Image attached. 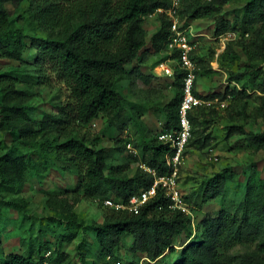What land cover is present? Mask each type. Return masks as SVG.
<instances>
[{"label": "trees", "instance_id": "obj_1", "mask_svg": "<svg viewBox=\"0 0 264 264\" xmlns=\"http://www.w3.org/2000/svg\"><path fill=\"white\" fill-rule=\"evenodd\" d=\"M175 1L0 0V59L13 60L36 71L28 76L0 73V132L16 134V142L25 145H36L39 138L55 135L46 140L42 151L46 154L51 149L57 159L67 162L66 169L77 173V186L72 200H55L50 206L71 224L76 219L74 206L81 201L101 197L103 204L106 199H113L129 206L133 197L149 190L157 178L170 172L166 156L171 149L159 140V135L145 144L150 151L146 162L148 171L128 176L125 166L110 167L114 153L122 150L121 140H117L116 148H110L101 146L102 139L98 136L89 138L75 133L99 118H106L110 125L120 130L126 129L120 82L131 73L128 66L145 51L150 48L160 51L169 43L173 21L168 12L174 9ZM231 1L181 0L179 13L189 20L215 19L217 36L230 31L240 34L238 40L229 44L227 53L237 46L250 62L263 60L264 0H250L243 15L232 21L222 15ZM24 5L39 26L48 32L45 37L29 38L33 58L23 55L28 37L21 29L11 27L12 17ZM157 12L161 28L149 41L143 24L146 17ZM51 75L68 87L69 101L58 107V114L36 122L27 105L29 91L20 90L16 85L31 82L46 85ZM184 77V72L175 74L178 93L166 106L165 127L161 133L179 128ZM244 77L245 74L232 76L237 81ZM255 79L260 80L257 86L262 93L260 108L248 112L245 106L238 114L232 112L234 122L244 116L264 124V77L257 75ZM231 95L236 105L250 98L247 90H234ZM229 134L245 135L252 146L264 149V131L247 134L243 128L232 126ZM36 165L37 161L29 154L0 156L1 185L11 189L24 182ZM261 165L264 159L252 165L243 183L228 170L208 180L197 204L199 208L210 199L231 195L235 199L206 222L200 240L181 250L177 264H264ZM108 194L112 197H106ZM92 229L97 258L83 264H121L119 258L123 251L132 257L131 264H139L141 259L160 264L168 255L177 252L184 235H192L193 220L190 214L174 207L172 198L159 186L156 195L141 206L139 213L107 207L104 222L94 224ZM74 237L66 235L55 244V249L49 243L25 240L23 252L2 253L0 264H63L66 258L61 252L63 241L70 242ZM241 249L244 251H239ZM84 257L82 254V259Z\"/></svg>", "mask_w": 264, "mask_h": 264}, {"label": "rangeland", "instance_id": "obj_2", "mask_svg": "<svg viewBox=\"0 0 264 264\" xmlns=\"http://www.w3.org/2000/svg\"><path fill=\"white\" fill-rule=\"evenodd\" d=\"M249 1L232 0L224 7L222 15L231 21L241 17ZM180 4L181 0H176L172 16L170 11L168 14L173 23L177 22L178 28L185 32L192 48L191 57L196 64L194 93L200 104L193 110V137L175 176L170 177L168 182H173L179 193L180 204L192 217L193 233L190 237L184 235L177 246V252L168 255L160 264H177L181 250L200 240L206 222L215 218L224 205L235 199L232 195L210 199L199 208L197 204L208 180L228 170L234 172L235 179L243 183L252 165L264 159V149L252 146L247 136L229 134L232 126L243 128L247 134L264 131L262 122L244 116L239 121L232 120V112L238 114L245 106L248 112L260 108L262 93L257 90L260 80H256L255 76L264 77V59L250 62L237 46L227 53L229 44L238 40L240 34L230 31L217 36L215 19L189 20L187 16L180 15ZM11 20V27L21 29L28 37L25 40L24 57L33 58L29 38L45 37L48 32L33 19L27 5L16 11ZM143 26L151 41L161 28L160 13L146 17ZM162 64L173 69L172 77L162 73ZM128 69L131 73L120 82L125 100L123 120L126 129L120 130L110 125L106 118H99L90 125L80 127L75 135L89 138L98 136L102 139L101 146L110 148H116L117 140H121L122 150L114 153L110 167L125 166L128 169L127 175L134 176L141 170L148 171L146 162L150 151L145 148V144L164 129L166 106L178 93L175 74L184 71L178 52H173L169 43L160 51L153 48L145 51ZM35 72L33 67L26 68L16 61L0 59L1 74L28 76ZM234 74H245V77L237 81L232 78ZM49 79L46 85L32 82L16 85L20 90L29 91L31 96L27 105L36 122L58 114V107L69 101L68 87L53 75ZM234 90H247L250 98L236 105L233 103L235 97L231 95ZM54 137H41L36 145H25L16 142V134L0 132V156L6 153L29 154L37 161L36 168L30 170L24 182L11 189L3 187L0 178V255L23 252V242L28 239L36 244L49 243L55 249L56 243L72 234L75 237L70 242L63 241L61 247V252L66 255L63 264L92 262L97 258L92 226L104 222L107 207L101 197L81 201L74 206L76 219L71 224L50 206L55 200H72L77 186L76 171L66 169L67 162L57 159L53 150L50 149L46 154L42 151L46 140ZM261 167L264 177V165ZM106 197L112 196L108 194ZM11 202L13 205H9ZM82 254L85 256L83 259ZM119 260L121 264H131L132 257L123 251ZM139 264L152 263L141 259Z\"/></svg>", "mask_w": 264, "mask_h": 264}, {"label": "built area", "instance_id": "obj_3", "mask_svg": "<svg viewBox=\"0 0 264 264\" xmlns=\"http://www.w3.org/2000/svg\"><path fill=\"white\" fill-rule=\"evenodd\" d=\"M171 12L172 11H170V15L172 16ZM169 48L173 52H178L182 63V69L185 74L183 82V99L179 108V128L176 131H168L159 135V140L169 145L171 149V152L166 156V162L169 166L170 172L165 176L157 178L154 185L149 190L133 197L130 200L129 206L122 202H116L113 199H106L104 201L106 207L114 208L116 210L129 209L137 214L139 213L141 206L154 197L157 193V188L161 186L166 190L167 195L172 198L174 207L187 213V209L180 204L179 193L173 186V182L170 184L168 179L175 176L177 168L183 160L186 148L193 137V127L190 115L200 104V101L194 93L196 64L191 57L192 48L187 41L185 32L178 28L177 22H174L172 26ZM160 68L165 76H173V69L168 65L162 64Z\"/></svg>", "mask_w": 264, "mask_h": 264}]
</instances>
